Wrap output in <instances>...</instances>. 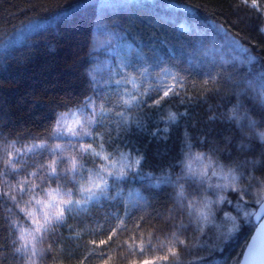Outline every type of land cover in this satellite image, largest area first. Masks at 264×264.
<instances>
[{"label": "trees", "instance_id": "trees-1", "mask_svg": "<svg viewBox=\"0 0 264 264\" xmlns=\"http://www.w3.org/2000/svg\"><path fill=\"white\" fill-rule=\"evenodd\" d=\"M261 133L264 0H0V264H240Z\"/></svg>", "mask_w": 264, "mask_h": 264}, {"label": "clouds", "instance_id": "clouds-1", "mask_svg": "<svg viewBox=\"0 0 264 264\" xmlns=\"http://www.w3.org/2000/svg\"><path fill=\"white\" fill-rule=\"evenodd\" d=\"M261 139H264V133H261ZM203 153L199 152V151H193L191 153V156L190 157H186L185 159V163L190 165L191 164V161L194 159L196 161H200L201 158L203 157ZM207 165H211V160H208L205 162ZM55 162H50V167L52 169V171H55ZM73 166H75V162H73ZM55 192L54 189H52L49 193H48V196H49V200L50 201H56L57 200V196L54 195L53 193ZM71 200V197L69 196L68 199H64V198H60V200L58 201L57 203V206L56 208H54V211L51 213V215H54L56 217H62L63 215V212H62V209L59 207V205L61 204H68ZM37 203H41V201H37ZM48 201H44L43 202V205H44V208H45V219H47L49 217V213L47 211V208H48ZM33 222L37 225V228H36V231L39 232L40 231V228L42 227V225L40 224V221L39 220H36L35 218L33 219ZM20 240L21 241H24V238L23 237H20ZM25 243H27V241H24ZM31 264H35V261L32 260L31 261Z\"/></svg>", "mask_w": 264, "mask_h": 264}, {"label": "water", "instance_id": "water-1", "mask_svg": "<svg viewBox=\"0 0 264 264\" xmlns=\"http://www.w3.org/2000/svg\"><path fill=\"white\" fill-rule=\"evenodd\" d=\"M257 213H259L260 218L255 216L257 227L243 252L240 264H261V260L259 259L258 253L261 249H264V227H262V225H264V211H261L259 207ZM253 237H257L258 239V243L255 245L257 249V254H254L249 249V246L253 245Z\"/></svg>", "mask_w": 264, "mask_h": 264}, {"label": "snow or ice", "instance_id": "snow-or-ice-1", "mask_svg": "<svg viewBox=\"0 0 264 264\" xmlns=\"http://www.w3.org/2000/svg\"><path fill=\"white\" fill-rule=\"evenodd\" d=\"M257 203L260 204L261 211H264V203H260L259 201H257ZM246 215L247 216H257L258 218H260L259 213H257V212H249V213H246ZM262 227H264V225H262ZM252 239H253V245H250L249 249L254 254H257V249H256L255 245L258 243V239H257V237H253ZM101 243H103V241ZM258 255H259V259L261 260V264H264V249H261L259 251ZM105 264H111V261H105ZM134 264H155V262L150 261V260H145L143 262H134Z\"/></svg>", "mask_w": 264, "mask_h": 264}, {"label": "rangeland", "instance_id": "rangeland-1", "mask_svg": "<svg viewBox=\"0 0 264 264\" xmlns=\"http://www.w3.org/2000/svg\"><path fill=\"white\" fill-rule=\"evenodd\" d=\"M26 34H27V30H25L24 32L18 34L17 37H16V38H18L17 40L21 39V38H22L24 35H26ZM16 38H15V39H16ZM77 117H79L78 114L72 119V122H73V123H77V122H78Z\"/></svg>", "mask_w": 264, "mask_h": 264}]
</instances>
